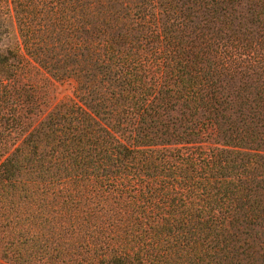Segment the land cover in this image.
<instances>
[{
	"label": "trees",
	"instance_id": "obj_1",
	"mask_svg": "<svg viewBox=\"0 0 264 264\" xmlns=\"http://www.w3.org/2000/svg\"><path fill=\"white\" fill-rule=\"evenodd\" d=\"M1 261L264 264V0H0Z\"/></svg>",
	"mask_w": 264,
	"mask_h": 264
},
{
	"label": "rangeland",
	"instance_id": "obj_2",
	"mask_svg": "<svg viewBox=\"0 0 264 264\" xmlns=\"http://www.w3.org/2000/svg\"><path fill=\"white\" fill-rule=\"evenodd\" d=\"M74 92V84L67 83L64 85L55 84L54 90H53V99L55 100H62L67 97H71ZM2 264H5L1 261Z\"/></svg>",
	"mask_w": 264,
	"mask_h": 264
}]
</instances>
